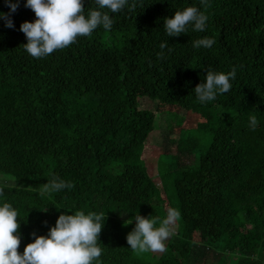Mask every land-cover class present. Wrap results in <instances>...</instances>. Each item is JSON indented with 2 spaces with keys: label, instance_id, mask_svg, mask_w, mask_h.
Instances as JSON below:
<instances>
[{
  "label": "trees",
  "instance_id": "trees-1",
  "mask_svg": "<svg viewBox=\"0 0 264 264\" xmlns=\"http://www.w3.org/2000/svg\"><path fill=\"white\" fill-rule=\"evenodd\" d=\"M130 2L109 13L110 29L43 58L23 50L19 25L35 18L23 0L13 28L0 20V202L18 212L17 251L61 212L80 210L105 217L100 264H264V0ZM190 5L206 15L204 31L167 37L163 19ZM0 12H8L4 0ZM202 36L213 44L194 49ZM233 68L229 91L196 101L192 89L207 70ZM164 106L215 122L204 148L187 150L190 162L161 157L166 197L143 159ZM54 176L73 187L42 193ZM167 201L178 227L152 262L151 252L128 247L122 224L135 214L163 218Z\"/></svg>",
  "mask_w": 264,
  "mask_h": 264
},
{
  "label": "clouds",
  "instance_id": "clouds-1",
  "mask_svg": "<svg viewBox=\"0 0 264 264\" xmlns=\"http://www.w3.org/2000/svg\"><path fill=\"white\" fill-rule=\"evenodd\" d=\"M96 7L85 12L84 0H23V6L34 13V19L24 20L19 25L26 43L23 50L33 58H43L54 50L62 49L74 42L79 36H87L97 27L110 29L113 20L109 13H117L127 6L134 5L130 0H91ZM8 12H0V20L6 28H13L11 14L20 6V0H4ZM201 5L205 0H200ZM107 9V11H103ZM207 17L195 5L176 10L169 18L163 19V30L167 37L194 32H203ZM213 39L202 36L193 39L191 46L209 48ZM165 42L159 44L161 51L157 57L164 55ZM170 51V49H169ZM235 68L225 72L207 70L203 81L192 89L196 101L203 104L213 101L218 94L226 93L231 88V79ZM247 126H257L255 115H249ZM72 182L59 177L46 181L42 193H53L65 188H72ZM17 210L6 201L0 202V264H100L101 247L98 234L102 228L104 216L100 212H83L80 210L61 212L54 225L49 226L46 235L34 237L22 252L17 248L20 243ZM179 212L169 207L163 218L134 215V225L126 234L128 247L134 252H162L165 241L174 234L173 225Z\"/></svg>",
  "mask_w": 264,
  "mask_h": 264
},
{
  "label": "rangeland",
  "instance_id": "rangeland-1",
  "mask_svg": "<svg viewBox=\"0 0 264 264\" xmlns=\"http://www.w3.org/2000/svg\"><path fill=\"white\" fill-rule=\"evenodd\" d=\"M214 121L206 120L204 117L199 118L192 115L185 109L178 107L164 106L161 109L159 124L151 138V147L149 150L146 145V152L144 154V161L150 170L152 178L158 183L159 188L163 192L162 181L159 176L160 159L164 155L173 154L181 157L182 163H188L193 159V154L187 150L202 149L204 148L207 140L209 139V128L214 125ZM205 137H204V136ZM166 161L170 163L171 161ZM5 179L0 176V182ZM4 183V182H3ZM171 207L169 201H167L166 210ZM133 223L124 222L122 224L123 230H121V236L125 238L126 234L132 229ZM178 227L177 220L173 225L174 233ZM170 239V237L168 238ZM167 239V240H168ZM166 240V241H167ZM165 249V246H164ZM153 254L152 262L162 256V252H151Z\"/></svg>",
  "mask_w": 264,
  "mask_h": 264
}]
</instances>
